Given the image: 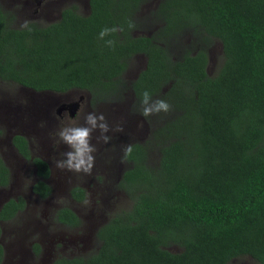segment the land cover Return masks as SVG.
Listing matches in <instances>:
<instances>
[{
  "label": "trees",
  "instance_id": "trees-1",
  "mask_svg": "<svg viewBox=\"0 0 264 264\" xmlns=\"http://www.w3.org/2000/svg\"><path fill=\"white\" fill-rule=\"evenodd\" d=\"M127 1L88 0L84 14L64 7L58 19L27 27L12 26V12L0 6V79L111 99L127 58L142 52L145 66L129 83L134 95L141 101L145 91L155 92V100L170 102L168 112L158 113L170 115L157 130L168 135L157 163L147 164L139 142L124 148L127 165L117 186L130 203L96 228L95 250L68 263L226 264L246 254L264 264V0H156L150 13L160 25L149 35L130 32L136 21L128 12L140 0ZM104 28L123 31L100 37ZM187 33L183 46L179 39ZM211 38L220 42L221 61L210 75ZM15 139L28 157L25 139ZM32 161L47 176L46 162ZM5 171L0 162V183ZM32 188L40 195L49 189L41 180ZM69 193L84 197L79 185ZM22 204L20 197L6 200L0 218ZM55 219L79 221L66 205Z\"/></svg>",
  "mask_w": 264,
  "mask_h": 264
},
{
  "label": "rangeland",
  "instance_id": "rangeland-1",
  "mask_svg": "<svg viewBox=\"0 0 264 264\" xmlns=\"http://www.w3.org/2000/svg\"><path fill=\"white\" fill-rule=\"evenodd\" d=\"M155 2L156 0H140L137 10H129L128 18L134 14L133 19L136 21L135 26L130 29L132 34H152L160 25V21L150 13ZM38 3L35 0H0V6L12 12L11 25L16 27L23 25L25 21L45 24L56 20L58 11L64 7H71L80 14L88 11L85 0H40ZM129 8L126 2L120 5L124 13ZM189 36L188 33L180 36L183 46L188 45L186 43ZM176 50L178 53L179 49ZM143 61L142 53L132 54L127 58L120 74V87L111 99L105 97L100 101H92L87 98L84 90L78 88L66 93L55 92L54 97L59 102H76L72 113L65 107L59 115L56 111L57 102L53 103L51 95L42 93L38 98L43 99V102L37 101L33 94L25 95L27 107L22 126L32 144L29 151L48 161L51 170L48 181L53 192L44 199H38L29 193V184L33 178L30 161L22 159L13 149L2 144L0 158L11 172V179L10 184L0 187V202L6 195H10L22 197L25 203L15 215L0 224V264H47L56 255L87 251L88 242L92 243L93 250L98 244L93 234L95 227L105 222L114 210L129 205V196L123 188L117 186L119 172L127 165L123 158L124 148L132 142L141 143L145 150V161L154 166L159 155L158 146L168 136L166 131L157 130L162 129L170 114L143 116L142 100L138 101L130 90L129 81L142 67ZM220 61V42L217 38H211L207 48L206 72L214 74ZM0 86L12 99H19L20 91L15 82L2 79ZM165 88L166 85H163L162 90ZM154 95L155 92L151 95L152 101H155ZM88 113L104 115L109 128L104 133L109 137L108 142L97 139L101 136L99 129L92 132L90 143L95 146L96 151L92 153L95 159L89 173L57 167L56 162L66 159L63 154L71 151L59 138L58 132L63 127L84 126V117ZM0 127L3 130H0L2 137L4 129L16 126L0 121ZM71 185H79L84 189L83 199L75 200L68 196L67 190ZM62 204L72 208L79 216L76 226L60 225L53 220L54 207ZM170 249L177 250L178 247L170 246ZM226 264L257 263L243 254L231 258Z\"/></svg>",
  "mask_w": 264,
  "mask_h": 264
},
{
  "label": "flooded vegetation",
  "instance_id": "flooded-vegetation-1",
  "mask_svg": "<svg viewBox=\"0 0 264 264\" xmlns=\"http://www.w3.org/2000/svg\"><path fill=\"white\" fill-rule=\"evenodd\" d=\"M40 0H35L36 3H38ZM87 1L88 0H85L86 2V5H87ZM39 4V3H38ZM47 4V3H45ZM88 7V5H87ZM60 15V10L58 11L57 13V17L56 19L59 17ZM146 35H149V34H146ZM136 53H142V52H135L133 54H136ZM143 54V53H142ZM144 55V54H143ZM145 66V56H144V61H143V65L142 67L136 71V73L134 74L133 78H135L138 74V72L144 68ZM132 78V79H133ZM131 79V80H132ZM2 80V79H0ZM131 80L129 81V83L131 82ZM17 85V89L20 91V97L19 99H12L8 94H7V91L5 89H2L0 88V116H1V119L0 121L3 123V124H12V125H15L16 127L15 128H11L9 127L8 129H4V135L2 137H0V147L2 146V144H5L7 147H10L11 149H13L15 151V153H17L22 159H27L30 161L31 165H32V168H33V178H32V181L30 182L29 184V193H32L35 197H37L38 199H44V198H47L48 196H50L53 192V189H52V186L51 184L49 183V177L51 175V170H50V167H49V163L48 161L41 157L40 155H35V154H30V151L29 149L32 147V144H30L29 140H28V134L26 133V129L24 128V126H22V124L25 123V119H24V113H25V110H26V94L29 93V94H33L35 96V99L39 102H43L44 100L41 99V98H38L40 97V95L43 94H46L47 95H51L52 97V100H53V103L57 102V106H56V111L57 113L60 115L62 113V110L65 108V107H68V110L70 113H72V110L73 108L76 106V102L75 101H71L69 103H65V102H59V100L55 99V92H60V93H66V92H69L73 89H76L75 87L73 88H69L65 91H53V90H47V89H41V90H35V89H32V88H29V87H26V86H23L21 84H18V83H15ZM1 87V86H0ZM120 86H118V89H119ZM130 87V85H129ZM78 89H82L86 92L87 94V98L89 99L90 98V94L89 92L86 90V89H83V88H78ZM130 90H132V88L130 87ZM133 91V90H132ZM80 97V96H78ZM105 98V97H104ZM100 101V100H98ZM0 130L3 132L2 130V127H0ZM15 135H18L20 136L21 138L25 139V147L27 148L28 150V153H29V156L26 157L24 156L19 150H18V145H21V143L17 142V140L15 139V142L12 141L13 137ZM34 156H37L39 158H41L42 160H44L46 162V165L48 166V174L47 176L45 177H42V176H39L37 173H36V169H37V166L33 163L32 161V158ZM0 162L1 164L5 167L6 171L4 173V176L6 178V180L4 181V183H0V187H3L5 185H8L10 184V179H11V172H9V169L7 168V166L5 165V163L3 162V160L0 158ZM122 171V170H121ZM121 171L119 173H121ZM120 176V174H119ZM118 176V178H119ZM117 178V180H118ZM37 180H41L43 181L45 184H47V186L49 187L47 193L43 194V195H40L38 191H35L32 186L33 184H35V182ZM73 186V185H71ZM70 186V187H71ZM69 187V188H70ZM69 188L67 190V193H68V196L73 198L70 193H69ZM85 195V193H84ZM20 196H10V195H6V197H4L1 202H0V207L2 205V203H4L6 200L12 198L14 199L15 201H17V199L19 198ZM21 200L23 202L22 206L20 208H16L13 212V214L6 218H0V224L5 221V220H8L10 219L13 215H15V213H17L24 205V200L23 198L21 197ZM76 200V199H75ZM64 205V204H62ZM62 205H57L56 207H54L53 211H52V218L53 220L55 221V223L57 224H60V225H65V226H71L69 224H66L64 222H61V221H58L55 219V211L57 210V208H59L60 206ZM69 207V206H67ZM70 208V207H69ZM75 214L77 217H79L77 215V213L72 209L70 208ZM79 223V221H78ZM77 223V224H78ZM77 224L75 225H72V226H76ZM100 225V224H99ZM98 225V226H99ZM71 226V227H72ZM96 226L95 229H94V237L97 239L96 235H95V232H96V228L98 227ZM93 238V237H92ZM98 241V239H97ZM87 246H88V250L87 251H84L80 254H69V255H56L52 258H50L48 261H47V264H71V262L68 263V261L70 260H73V259H78L80 257H84L87 253H90L92 252L93 250H95L98 246V244L96 245L95 249L91 250V247H92V243L88 242L87 243ZM1 255H2V246L0 245V259H1ZM250 258H252L250 255H248ZM254 259V258H252ZM255 260V259H254ZM256 261V260H255ZM257 263V261H256Z\"/></svg>",
  "mask_w": 264,
  "mask_h": 264
},
{
  "label": "clouds",
  "instance_id": "clouds-1",
  "mask_svg": "<svg viewBox=\"0 0 264 264\" xmlns=\"http://www.w3.org/2000/svg\"><path fill=\"white\" fill-rule=\"evenodd\" d=\"M27 26L28 22L25 21L22 27ZM129 27L132 28L134 25L129 23ZM117 30L123 31L122 28H104L99 35L100 37H104L106 34L115 33ZM108 43L111 45L114 42L108 41ZM141 103L143 105L142 115L145 117L170 110V105L166 101L159 99L152 101L150 93L147 91L142 94ZM84 120V126L63 127L58 132L59 138L70 147L71 151L63 154L66 159L57 161V167L89 173L94 165L95 159L92 153L96 151L95 146L90 143L92 132L99 129L101 136L97 139L108 142L109 137L104 135V133H107L109 128L103 114L88 113L84 117ZM130 151L131 147L127 149V152Z\"/></svg>",
  "mask_w": 264,
  "mask_h": 264
}]
</instances>
